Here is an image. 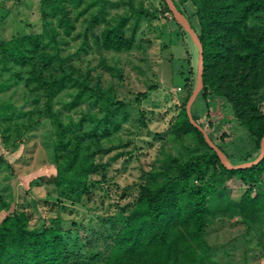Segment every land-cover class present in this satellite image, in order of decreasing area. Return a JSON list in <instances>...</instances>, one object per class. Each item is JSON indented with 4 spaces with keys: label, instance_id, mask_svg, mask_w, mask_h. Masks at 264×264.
I'll list each match as a JSON object with an SVG mask.
<instances>
[{
    "label": "rangeland",
    "instance_id": "374dc122",
    "mask_svg": "<svg viewBox=\"0 0 264 264\" xmlns=\"http://www.w3.org/2000/svg\"><path fill=\"white\" fill-rule=\"evenodd\" d=\"M77 1L0 0V42L35 33L48 43L53 36L49 28L56 26L66 71L96 93L88 90L76 100L80 87H67L53 98V112L35 118L23 136L4 139L0 129V223L16 209L27 214L31 229L59 224L70 242L77 243L75 249L87 250L106 246L100 237L105 224L110 229L120 209L137 198L149 171L160 170L171 157L183 160L206 148L196 132H186L180 125L186 99L197 85L198 43L165 2L104 0L91 6L97 0ZM176 2L200 33L192 0ZM101 4L103 13L98 12ZM133 7L144 12L138 17ZM125 15L130 16L125 25L127 37L138 20L132 47L105 48L104 29ZM1 53L0 49V59ZM17 69L21 67L13 71ZM11 71L0 63V83H8L0 89V108L10 107L17 118L35 111L38 102L43 105L45 93L43 89L33 91L35 82L27 85ZM9 99L11 104H7ZM261 104L264 111V100ZM192 111L214 141L227 150L231 164L250 162L259 154L230 103L211 87L206 94L202 87ZM64 127H68L67 136L83 135L81 146L89 147L98 167L90 178L101 180L76 203L46 180L57 174L55 142L60 141ZM248 187L237 178L228 180L222 194L215 196L218 206L224 195L239 201ZM258 193H264V173L253 186V194ZM213 201L209 205L215 210ZM210 218L205 237L214 264H264V222L250 226L241 216L217 213Z\"/></svg>",
    "mask_w": 264,
    "mask_h": 264
},
{
    "label": "trees",
    "instance_id": "16d2710c",
    "mask_svg": "<svg viewBox=\"0 0 264 264\" xmlns=\"http://www.w3.org/2000/svg\"><path fill=\"white\" fill-rule=\"evenodd\" d=\"M103 1H92L90 5ZM163 1L171 12L168 3ZM192 2L201 27L200 33L196 32L203 45L204 94L211 87L214 94L230 103L238 121L259 150L250 161L253 162L261 153L264 138V111L261 107L264 100V0ZM103 8L100 7L98 12L103 13ZM133 9L138 12V17L144 12L143 9ZM129 17L125 15L114 24L108 23L102 35L105 48L119 51L132 47L138 20L133 25L132 35L127 37L125 25ZM192 27L195 29L194 25ZM51 32L53 36L48 43L42 34L35 33L18 37L13 42H0V63L4 69L12 70V74L23 78L27 85L35 82L33 91L43 89L45 93L43 105L38 102L35 111L17 118L9 112L10 107L1 106L0 129L4 139L23 136L33 126L35 118L51 114L53 98L67 87H80L76 100L84 97L88 90L96 94L66 71L61 40L57 38L60 32L56 26L49 28L48 33ZM15 67L21 69L13 71ZM59 70L62 73L56 74ZM4 84L8 83H0V89ZM191 95L189 93L186 100ZM7 104H11V99ZM193 116L198 121L194 112ZM180 125L186 132H196L199 143L206 150L195 151L183 160L171 157L160 170L149 171L137 198L120 209L121 212L111 221L110 229L104 223L100 237L106 240L105 247L75 249L77 243L70 242L59 224L44 225L41 230L31 229L27 214L14 209L0 223V264H214L212 247L205 237L212 214L238 215L250 226L264 222V193L253 194V186L262 180L264 157L249 167H227L207 143L202 131L191 123L187 107ZM67 128L62 129L58 144L55 142L57 174L46 180L76 203L101 180L90 178L98 167L89 147L81 146L83 135L67 136ZM216 144L229 161L227 150ZM243 163L249 162L243 160L230 164ZM233 178L249 187L239 201L224 195L219 207L215 196L222 194L221 188ZM211 199H214L215 210L209 205ZM1 204L3 202H0V209H3Z\"/></svg>",
    "mask_w": 264,
    "mask_h": 264
},
{
    "label": "water",
    "instance_id": "95a60500",
    "mask_svg": "<svg viewBox=\"0 0 264 264\" xmlns=\"http://www.w3.org/2000/svg\"><path fill=\"white\" fill-rule=\"evenodd\" d=\"M170 10L174 16V18L185 28H187L192 35L195 37L198 47H199V62H198V73H197V85L195 90L193 91L191 97L188 100L187 103V112L189 115V119L191 123L196 126L200 131H202L205 140L207 143L217 152L218 156L220 157L221 161L227 166V167H235V168H242V167H249L254 164H257L263 157H264V138L262 140V148L260 155L253 161L249 163H243V164H237L232 166L227 158L226 153L214 142V140L210 137L207 130L194 118L193 111H192V105L199 95L202 87L204 86V56H203V45L201 43V40L198 36V33L196 30L192 27V24L188 17L178 8L175 0H165Z\"/></svg>",
    "mask_w": 264,
    "mask_h": 264
}]
</instances>
